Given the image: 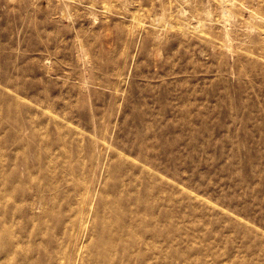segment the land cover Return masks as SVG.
<instances>
[{"label":"rangeland","instance_id":"rangeland-1","mask_svg":"<svg viewBox=\"0 0 264 264\" xmlns=\"http://www.w3.org/2000/svg\"><path fill=\"white\" fill-rule=\"evenodd\" d=\"M0 264H264V0H0Z\"/></svg>","mask_w":264,"mask_h":264},{"label":"bare ground","instance_id":"bare-ground-1","mask_svg":"<svg viewBox=\"0 0 264 264\" xmlns=\"http://www.w3.org/2000/svg\"><path fill=\"white\" fill-rule=\"evenodd\" d=\"M228 37V36H227Z\"/></svg>","mask_w":264,"mask_h":264}]
</instances>
